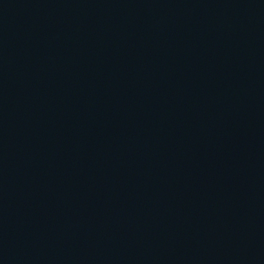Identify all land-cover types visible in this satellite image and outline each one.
<instances>
[{
	"label": "water",
	"instance_id": "obj_1",
	"mask_svg": "<svg viewBox=\"0 0 264 264\" xmlns=\"http://www.w3.org/2000/svg\"><path fill=\"white\" fill-rule=\"evenodd\" d=\"M0 264H264V0H0Z\"/></svg>",
	"mask_w": 264,
	"mask_h": 264
}]
</instances>
